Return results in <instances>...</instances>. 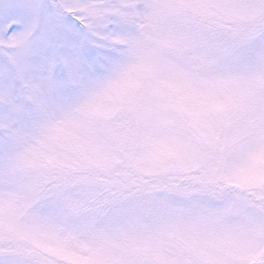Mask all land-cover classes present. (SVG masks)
<instances>
[{
  "label": "snow or ice",
  "instance_id": "6c2138e0",
  "mask_svg": "<svg viewBox=\"0 0 264 264\" xmlns=\"http://www.w3.org/2000/svg\"><path fill=\"white\" fill-rule=\"evenodd\" d=\"M0 264H264V0H0Z\"/></svg>",
  "mask_w": 264,
  "mask_h": 264
}]
</instances>
